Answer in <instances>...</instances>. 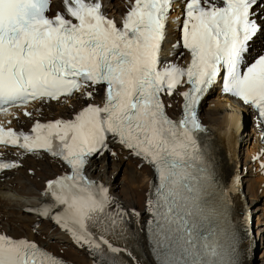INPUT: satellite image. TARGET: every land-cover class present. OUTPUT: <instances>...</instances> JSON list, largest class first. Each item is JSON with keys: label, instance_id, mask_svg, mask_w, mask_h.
<instances>
[{"label": "snow or ice", "instance_id": "6c2138e0", "mask_svg": "<svg viewBox=\"0 0 264 264\" xmlns=\"http://www.w3.org/2000/svg\"><path fill=\"white\" fill-rule=\"evenodd\" d=\"M62 4V12L50 15L52 0H0V111L77 92L89 99L73 118L36 121L30 133L0 125V145L44 150L70 167L47 182L44 195L53 202L29 211L71 232L97 264H139L115 244L129 213L119 205L111 210L108 188L85 175L90 157L111 152V137L158 175L155 199L148 200L158 264H244L228 193L198 138L206 131L198 107L221 79L223 92L252 105L264 123V54L242 69L264 34V0H184L174 47L190 53L186 66L161 61L174 0H133L120 23L105 15L102 0ZM98 87L103 100L92 102ZM177 92L182 116L173 119L163 97ZM18 166L0 160V170ZM238 184L237 178L233 190ZM0 264L65 262L34 241L0 234Z\"/></svg>", "mask_w": 264, "mask_h": 264}, {"label": "bare ground", "instance_id": "6f19581e", "mask_svg": "<svg viewBox=\"0 0 264 264\" xmlns=\"http://www.w3.org/2000/svg\"><path fill=\"white\" fill-rule=\"evenodd\" d=\"M133 0H102L105 15L122 22ZM184 2L173 6L169 13L166 40L161 53L162 61L187 63L189 57L183 49L174 45L180 39L176 17L184 18ZM63 11L62 0H53L51 15ZM257 12L261 9L257 7ZM264 15V13H261ZM264 34L252 43L251 50L263 47ZM87 89L81 90L86 91ZM92 102L100 103L104 90H93ZM185 91L183 85L179 92ZM169 114L177 116L181 110L183 97L177 93L164 97ZM89 99L80 92L71 98L55 102L40 103V111L30 110L31 116L19 114L17 123L30 130L36 119H71ZM249 109L238 101L222 96L212 90L201 106V117L211 134L212 148L217 150L218 162L228 176L240 175L242 191L237 199L240 209L246 210L257 220V234L252 233L246 243V264H264V159L254 160L259 148L260 132L256 120L251 119ZM25 166L17 167L0 180V234L13 238H27L75 264H94L95 259L85 248L79 247L72 236L53 219L44 217L37 209L46 203L41 192L45 189L44 180L55 177L66 170L57 158L40 155H24ZM111 153H115L114 155ZM134 158L121 144L113 143L111 152L95 157L88 165V173L104 183L114 200L129 213L136 240L145 242V223L147 221V198L154 179L153 170ZM35 173H29V170ZM137 213L139 215H137ZM253 230V227H252ZM260 242V243H259ZM263 248L255 259L256 251ZM146 264H152L149 260Z\"/></svg>", "mask_w": 264, "mask_h": 264}, {"label": "rangeland", "instance_id": "374dc122", "mask_svg": "<svg viewBox=\"0 0 264 264\" xmlns=\"http://www.w3.org/2000/svg\"><path fill=\"white\" fill-rule=\"evenodd\" d=\"M253 227L255 228L254 229V232L257 234V220L256 219H254V221H253ZM260 243V242H259ZM262 250H263V248H259V249H257V251H256V256L257 257H255V259L256 258H258V256H260L261 255V253H262Z\"/></svg>", "mask_w": 264, "mask_h": 264}]
</instances>
